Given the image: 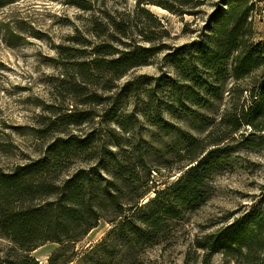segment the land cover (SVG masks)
Wrapping results in <instances>:
<instances>
[{
	"label": "rangeland",
	"instance_id": "374dc122",
	"mask_svg": "<svg viewBox=\"0 0 264 264\" xmlns=\"http://www.w3.org/2000/svg\"><path fill=\"white\" fill-rule=\"evenodd\" d=\"M139 1L19 0L0 7V169L43 157L57 140L91 136L88 152L51 170L57 181L63 184L79 172L104 176L97 165L107 150L121 158L139 157L144 204L195 164L187 160L191 137L205 152L199 159L206 154L200 200L182 206L178 218L163 221L150 243L112 239L92 251L112 229L100 220L77 242L42 243L29 255L0 239V264H206L197 239L264 207V131L242 127L234 133L227 125L249 102L237 96L235 86L249 89L264 64L237 82L231 61L219 76L197 61L211 44V17L226 9L228 0H200L202 5L186 10L191 15L139 6ZM246 6L250 40L264 51V0H247ZM149 31L153 34L146 35ZM136 49L153 50L144 66L116 79L96 73L97 81H76L80 63L114 60ZM73 85L85 94L75 98L69 92ZM90 95L96 100L82 102ZM69 115L77 125L67 121ZM207 264L236 263L215 254Z\"/></svg>",
	"mask_w": 264,
	"mask_h": 264
},
{
	"label": "trees",
	"instance_id": "16d2710c",
	"mask_svg": "<svg viewBox=\"0 0 264 264\" xmlns=\"http://www.w3.org/2000/svg\"><path fill=\"white\" fill-rule=\"evenodd\" d=\"M16 1L19 0H0V7ZM202 2L164 0L151 3L140 0L138 5H155L173 14L184 15L188 14L185 13L187 9L202 5ZM246 2L228 0L226 9L214 12L211 17L214 28L211 44L204 47L197 57L199 65L215 76H219L225 64L231 61L232 77L237 82L258 72L264 64L261 44L250 40L252 23L248 20L250 7ZM139 11L153 19L145 8ZM153 21L160 25L156 18ZM149 34L153 32L146 33ZM152 53L151 49H136L118 59L105 61L102 57L80 63L76 67V81H97L96 73L119 78L137 66H144L145 58ZM258 77L249 89L235 86L237 96L245 95L244 102H249L238 108L235 117L228 121L231 132L236 133L242 127H249L254 132L264 131V72ZM69 92L75 98L85 94L78 85H73ZM96 98L97 95H90L82 102ZM68 117V122L78 124L72 115ZM119 129L125 130L122 123ZM90 138L57 140L47 148L43 157L6 172L0 169V239L29 255L42 243L77 242L100 220H107L112 229L92 251L106 247L112 239L150 243L163 221L178 218L182 206L200 200L198 187L202 185L203 176L199 171L206 154L199 159V155L205 152L198 151V141L191 137L189 147L192 155L187 160L195 164L184 170L169 188L157 191L155 197L144 204L139 201L143 194L138 192V187L143 185L141 172L144 160L117 157L119 153L116 151L104 152L97 165L107 177L79 172L63 184L58 182L51 170L80 152H88ZM117 144L115 146L120 148V143ZM260 204L264 205V199ZM195 246L206 252V264L215 254H221L236 264H264V207H254L222 229L197 239Z\"/></svg>",
	"mask_w": 264,
	"mask_h": 264
}]
</instances>
